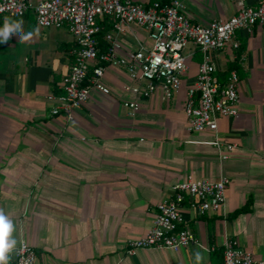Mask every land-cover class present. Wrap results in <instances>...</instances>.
<instances>
[{
    "label": "crops",
    "instance_id": "0c3cea01",
    "mask_svg": "<svg viewBox=\"0 0 264 264\" xmlns=\"http://www.w3.org/2000/svg\"><path fill=\"white\" fill-rule=\"evenodd\" d=\"M181 1L201 24L228 19L238 10L236 0ZM6 17L23 21L22 32L0 42V209L13 222L15 247L22 240L31 245L35 264H220L230 237L256 257L264 256V26L237 31V50L228 45L214 52L222 83L231 63L240 69L239 114L218 121L221 140L236 147L221 159L211 131L188 129L184 103L202 59L193 43L185 50L180 91L171 99L157 90L140 99L131 116L124 105L136 99L124 88L130 76L111 64L104 75L111 92L92 91L69 120L51 113L48 95L62 92L74 60L73 34L66 26H37L33 10L20 18L2 15L0 28ZM102 25L98 38L105 50L112 21ZM28 33L31 38L21 41ZM120 43L118 53L126 55L139 43L152 42L148 30L133 23ZM190 175L208 180L227 175L223 208L199 215L186 202L182 212L195 242L178 251L127 254L126 242L148 232L158 204ZM14 249L9 264L15 262Z\"/></svg>",
    "mask_w": 264,
    "mask_h": 264
},
{
    "label": "built area",
    "instance_id": "2783aa9c",
    "mask_svg": "<svg viewBox=\"0 0 264 264\" xmlns=\"http://www.w3.org/2000/svg\"><path fill=\"white\" fill-rule=\"evenodd\" d=\"M238 10L228 19H214L208 24L194 22L186 13L181 0H171L162 5L160 1L149 4L135 0H0V17L25 16L33 10L39 27L66 26L76 42L74 60L62 81L60 94L50 93L53 102L51 113L64 114L69 120L74 112L86 104L92 91L109 94L111 89L104 82L108 65L123 66L131 81L124 85L136 99L125 101L131 116L140 109L139 100L161 90L165 99H171L180 91L182 75L187 69L185 53L190 43L199 48L202 59L198 75L187 91L184 111L188 129L211 131L212 144L221 159H228L235 143L221 140L218 135L219 118L236 117L239 114V74L229 72L222 83L217 75L214 52L231 45L240 46L236 33L244 30L252 33L256 26H264V0L249 4L236 0ZM112 21L105 38L108 46L100 48L99 33L105 19ZM145 27L149 32L151 46H139L126 55H119L120 37L131 24ZM226 149V152H224ZM230 183L227 175L217 180L195 179L191 175L172 187V194L158 204L153 225L148 232L126 242V253L139 249H171L178 251L196 241L195 234L185 219L182 208L186 202L199 215L219 212L226 201V189ZM14 264H35L36 251L26 241L14 249ZM220 264H264V256L256 257L235 238L224 241Z\"/></svg>",
    "mask_w": 264,
    "mask_h": 264
},
{
    "label": "clouds",
    "instance_id": "9594fccd",
    "mask_svg": "<svg viewBox=\"0 0 264 264\" xmlns=\"http://www.w3.org/2000/svg\"><path fill=\"white\" fill-rule=\"evenodd\" d=\"M23 21H10L5 18L3 28H0V42L5 43L9 40L13 33L22 32ZM32 33L21 35V41L29 40ZM14 225L12 220L5 214L3 209H0V264H9V253L14 249L16 240L12 238ZM196 260H201L200 253H196Z\"/></svg>",
    "mask_w": 264,
    "mask_h": 264
},
{
    "label": "trees",
    "instance_id": "16d2710c",
    "mask_svg": "<svg viewBox=\"0 0 264 264\" xmlns=\"http://www.w3.org/2000/svg\"><path fill=\"white\" fill-rule=\"evenodd\" d=\"M154 1H160L162 5H166V4H169L170 2L167 1V0H151L150 3L154 2ZM232 69H237L238 71H240L239 69V65L236 63V62H233L230 64L226 74H223V77L222 79H224L225 75H228L229 72L232 70ZM223 82V81H222Z\"/></svg>",
    "mask_w": 264,
    "mask_h": 264
}]
</instances>
